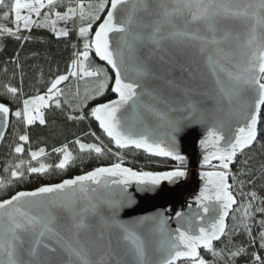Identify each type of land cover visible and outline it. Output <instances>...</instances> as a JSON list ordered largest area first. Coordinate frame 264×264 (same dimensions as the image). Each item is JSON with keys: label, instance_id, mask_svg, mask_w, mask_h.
<instances>
[{"label": "snow or ice", "instance_id": "snow-or-ice-1", "mask_svg": "<svg viewBox=\"0 0 264 264\" xmlns=\"http://www.w3.org/2000/svg\"><path fill=\"white\" fill-rule=\"evenodd\" d=\"M0 8L12 24L0 23V37L23 45L35 28L58 40L75 32L79 41L72 44L66 73L49 79L43 93H24L18 53L12 74L3 69L8 80L0 82V96L22 106L13 110L0 102V141L11 118L25 127L14 154L22 156L25 145L30 149L27 129L46 126V113L58 110L68 121L94 119L119 150L134 148L176 162L168 171H137L113 153L110 166L0 200V264H264V161L252 163L264 150V0H0ZM185 40L198 42L215 94L182 86L154 66L155 60L164 62L170 46ZM93 54L114 70V79L90 65ZM17 73L18 86L11 83ZM40 76L44 83L43 69ZM70 78L95 81L76 105L61 87ZM110 85L115 98L85 113L87 100L103 96ZM194 127L204 132L202 167L214 170L200 174L205 183L188 210L120 219L136 203L133 185L136 192L157 193L163 182L187 177L179 142ZM74 143L81 154L105 155L102 143ZM53 151L60 155L55 165L42 161L44 148L29 151L27 161L8 163L0 190L53 167L66 170L80 158L66 144ZM58 209L67 215L64 226Z\"/></svg>", "mask_w": 264, "mask_h": 264}, {"label": "trees", "instance_id": "trees-1", "mask_svg": "<svg viewBox=\"0 0 264 264\" xmlns=\"http://www.w3.org/2000/svg\"><path fill=\"white\" fill-rule=\"evenodd\" d=\"M6 3L11 4L13 0H6ZM5 9L0 8V23L6 26L12 27L11 19L4 21L2 19ZM62 10V9H61ZM103 17H101V20ZM100 21L97 22V24ZM95 25L93 26V31ZM33 39L23 43L7 36L0 37V82H6L8 76L3 72L4 68H8L9 75L12 74L15 69V65L11 63L19 54L18 62L23 65V90L27 96L36 94L37 92L43 93L46 87V82L53 78L55 75L64 74L68 69V65L72 59L73 48L72 44L76 43L79 46V41L73 32L69 38L58 40L50 31L46 29H33L31 33ZM92 67L104 68L110 77L114 79V76L109 69L104 66L93 54L90 60ZM40 69H43V81L41 83ZM13 85H19V73L16 78L11 81ZM95 86V81L92 78H88L86 81L71 79L61 85L65 91V98L69 103L76 105L82 102V98L87 91L91 90ZM111 85L103 96H99L96 99L87 100V108L84 109L87 113L92 107L99 103L108 102L110 99H114L115 95L111 92ZM79 93V95H77ZM0 102L8 104L13 110L22 106L20 104L12 103L6 97L0 96ZM67 110V106H65ZM48 124L46 126L35 125L27 129L30 138V149L28 145H25V152L20 155H16L12 152V148L18 143V136L25 132V127L20 122H17L15 118H11L10 129L4 139L0 152V178L7 179L3 169L10 162H19L20 159L25 161L30 159L29 151H38L40 148H44L47 155L42 157V161L45 163L55 165L60 155L53 151L63 145H68L69 149L74 155L80 157L74 163L70 164L66 170H60L53 167V169L44 175L33 174L28 177L27 180L21 182H15L8 186L6 190H0V200L10 198L18 191H34L40 186L61 183L64 179H72L78 175H84L85 173L94 170L97 167H107L116 162V157L113 153H121L124 158V166L131 167L137 171H152L163 172L172 170L175 163L168 160H161L154 156H151L143 151L136 149H117L113 142L99 129L98 124L89 118L83 122H73L66 120L64 113L56 110L46 113ZM95 132V137L86 135V133ZM79 138L85 143H97L103 145L105 149V155L97 156L92 154L79 153L78 146L74 141ZM111 150L109 152L108 150ZM264 161V150L258 151L254 154L252 163L259 165ZM35 166L36 162H32ZM235 170V165H233ZM259 183V182H258ZM229 223L231 219L229 218ZM240 241H246V237L240 236L237 238Z\"/></svg>", "mask_w": 264, "mask_h": 264}, {"label": "water", "instance_id": "water-1", "mask_svg": "<svg viewBox=\"0 0 264 264\" xmlns=\"http://www.w3.org/2000/svg\"><path fill=\"white\" fill-rule=\"evenodd\" d=\"M231 27H233L234 31L243 30L240 25H232ZM168 52L169 54L165 55L164 62H161L160 60L154 61V66L162 75H165L168 79H174L182 86L196 87L201 93L209 92L211 94H215V78L207 65L206 58L200 56L198 53L197 41L185 40L182 45L170 46ZM96 58L104 66H106L114 76V70H112L106 62L101 61L98 57ZM185 68H187L188 71H184ZM190 72L195 76L194 80L192 79V76L189 75ZM160 83L162 84L163 82ZM173 94L178 95V93ZM198 98L205 101L206 104L211 103V101H208L204 96H200ZM148 120L150 122H155V118L151 116L148 117ZM96 123L98 124V122ZM10 126L11 119L9 127L4 135V139L10 129ZM203 138L204 132L200 127H194L188 130L180 138L179 150L180 153L186 157L187 161L186 171L188 175L185 179L181 180L177 184H168L167 182H163L157 193H139L136 192L135 185H133L130 190L135 194L136 203L131 208H125L120 213V219L135 220L139 217L151 215L165 209H170V211L166 212V215H173L177 211H187V205L194 201L195 197L199 195L200 190H202L204 186L205 181L201 178L200 174L204 171H209L205 167H202L204 149L201 147L200 141ZM4 139L0 141V152ZM156 158L176 163L170 158ZM213 163L216 162L214 161ZM193 207H195L194 204ZM56 212L59 224L61 226L66 225L68 223L66 213L59 209L56 210ZM172 226L175 227L174 222ZM113 238L115 239V234Z\"/></svg>", "mask_w": 264, "mask_h": 264}, {"label": "rangeland", "instance_id": "rangeland-1", "mask_svg": "<svg viewBox=\"0 0 264 264\" xmlns=\"http://www.w3.org/2000/svg\"><path fill=\"white\" fill-rule=\"evenodd\" d=\"M58 26H61V27H62L63 25L61 24V25H58ZM206 169H209V170H214V169H211V168H206Z\"/></svg>", "mask_w": 264, "mask_h": 264}]
</instances>
